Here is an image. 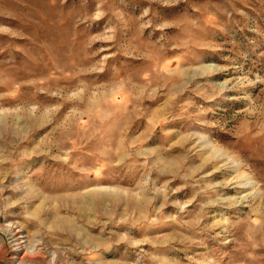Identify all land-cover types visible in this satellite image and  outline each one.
Segmentation results:
<instances>
[{
    "label": "rangeland",
    "instance_id": "rangeland-1",
    "mask_svg": "<svg viewBox=\"0 0 264 264\" xmlns=\"http://www.w3.org/2000/svg\"><path fill=\"white\" fill-rule=\"evenodd\" d=\"M0 264H264V0H0Z\"/></svg>",
    "mask_w": 264,
    "mask_h": 264
}]
</instances>
